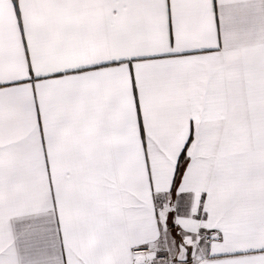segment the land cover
<instances>
[{"label":"snow or ice","instance_id":"snow-or-ice-1","mask_svg":"<svg viewBox=\"0 0 264 264\" xmlns=\"http://www.w3.org/2000/svg\"><path fill=\"white\" fill-rule=\"evenodd\" d=\"M0 264H264V0H0Z\"/></svg>","mask_w":264,"mask_h":264}]
</instances>
